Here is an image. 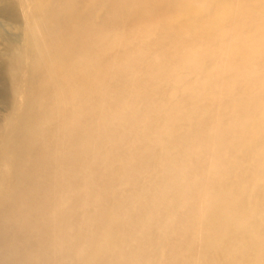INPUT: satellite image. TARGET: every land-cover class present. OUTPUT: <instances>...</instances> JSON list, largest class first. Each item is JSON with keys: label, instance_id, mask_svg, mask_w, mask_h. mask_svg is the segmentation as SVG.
Instances as JSON below:
<instances>
[{"label": "bare ground", "instance_id": "bare-ground-1", "mask_svg": "<svg viewBox=\"0 0 264 264\" xmlns=\"http://www.w3.org/2000/svg\"><path fill=\"white\" fill-rule=\"evenodd\" d=\"M0 264H264V0H0Z\"/></svg>", "mask_w": 264, "mask_h": 264}]
</instances>
